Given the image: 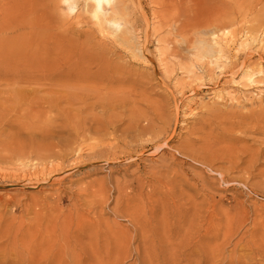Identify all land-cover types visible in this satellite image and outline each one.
I'll return each instance as SVG.
<instances>
[{
	"label": "rangeland",
	"instance_id": "374dc122",
	"mask_svg": "<svg viewBox=\"0 0 264 264\" xmlns=\"http://www.w3.org/2000/svg\"><path fill=\"white\" fill-rule=\"evenodd\" d=\"M232 2L238 30L210 66L177 34L157 43L153 0L119 15L94 0H0V102L13 108L0 133L114 149L77 164L70 154L38 184L0 164V234L59 216L100 223L86 250L107 264H264V0ZM76 126L91 133L75 140L65 130Z\"/></svg>",
	"mask_w": 264,
	"mask_h": 264
},
{
	"label": "bare ground",
	"instance_id": "6f19581e",
	"mask_svg": "<svg viewBox=\"0 0 264 264\" xmlns=\"http://www.w3.org/2000/svg\"><path fill=\"white\" fill-rule=\"evenodd\" d=\"M184 1L185 0H153V5L159 8L158 16H156L157 18L154 17V20L160 18L159 25L158 22H154L153 25H151L153 27V32L157 34V43H166V45H170V43L176 38L173 35L177 34L180 42L186 43L192 47L193 56L197 61L207 60L210 66H219L220 60L225 56L227 43L230 41L235 32L234 29L238 24L236 18L237 14H235L236 6L233 5V0H211L212 3L207 0H187L189 5L183 11L181 9V4ZM94 2L99 8H101L104 3L109 4V11H111L110 14L113 15H119L128 6V0H94ZM240 4L242 5V3ZM117 19L118 17L114 16V18L109 19V22L119 26ZM173 29H176L177 32L174 33ZM235 30H238V28ZM5 51V47L0 43V62L2 61ZM160 56L161 58L163 57V60H166L169 57L168 50H164L161 47ZM221 65L223 64L221 63ZM178 68L179 70H183L182 73L184 74L192 71L191 66L186 67L183 63H179ZM18 107L21 108L22 106H15L14 108L20 109ZM12 109L6 106L5 103L0 102V114L3 117H1V119H6L7 115L12 112ZM7 126L8 127L4 126L0 133V156H2L0 164H8V162L11 161L12 165L19 166L20 169L25 170L19 178L17 177L19 180L22 179V181H36L38 184L40 181L54 179L57 174L63 169H66L64 165L66 164L67 158H70V154H75L77 156L76 160L72 156L77 164L79 160L84 158V154H87L88 158H96L102 156V153H111L114 151L111 146H104L105 142L102 138L97 139V141H95V146L90 147L86 146L82 141L85 136L82 140L79 139L83 134L88 136L91 133V128H87L84 132L80 131L81 129L79 126L72 129H66L65 132H67V134L73 136L75 140L79 139L75 146L71 147L69 142L64 139L63 134L60 133H54L52 138L43 137L41 138L42 141H31L29 144L18 146L15 145L13 138L9 135L10 133L8 134L10 128L8 124ZM2 136L6 138L2 139ZM90 140L92 141L91 138ZM115 154L113 155L115 156ZM6 177H9V175H6ZM19 180H17V182ZM100 188L102 189V187ZM98 190L96 193H99ZM100 191L102 192V190ZM80 194L82 196L84 195L86 198L90 196L87 189L80 190ZM90 200L92 199H89V201ZM62 201L63 199L59 198V202ZM97 202L98 201L95 203ZM76 210L78 211V209ZM56 218L57 220H50L47 222L48 224L45 228L42 226L37 229L39 223L35 228L33 224L36 223L30 222L33 224L26 229L25 227H27V225L23 227V223L26 221H22V226L19 227V229L18 227L15 228L16 225L7 226L6 230L4 227L5 231L3 230L4 232L0 234V240H3L0 242V264H107L104 255L98 253L96 255V252H94L93 257V255H90L86 250L87 243H89L88 245H93L95 238H98L102 232L100 223L79 221V223L74 224L71 218V221L70 219L61 220L59 216ZM8 222L7 224H9ZM19 222L21 221L19 220ZM89 250H93V248H89ZM108 257L109 256H107V258ZM149 258L152 261L157 259V257L152 256V254L149 255ZM117 259L118 258H116V260ZM183 259L189 260L186 256H183V258L178 260L183 261Z\"/></svg>",
	"mask_w": 264,
	"mask_h": 264
}]
</instances>
